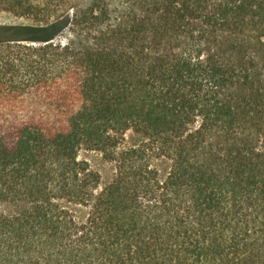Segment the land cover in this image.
<instances>
[{"label": "trees", "instance_id": "obj_1", "mask_svg": "<svg viewBox=\"0 0 264 264\" xmlns=\"http://www.w3.org/2000/svg\"><path fill=\"white\" fill-rule=\"evenodd\" d=\"M0 11V264H264V0Z\"/></svg>", "mask_w": 264, "mask_h": 264}, {"label": "rangeland", "instance_id": "obj_2", "mask_svg": "<svg viewBox=\"0 0 264 264\" xmlns=\"http://www.w3.org/2000/svg\"><path fill=\"white\" fill-rule=\"evenodd\" d=\"M0 25H37L33 21L26 18H18L13 15L0 11ZM79 158L87 160L92 170L99 172L105 180L109 176V167L101 160L100 155L94 152L82 150L79 153Z\"/></svg>", "mask_w": 264, "mask_h": 264}]
</instances>
